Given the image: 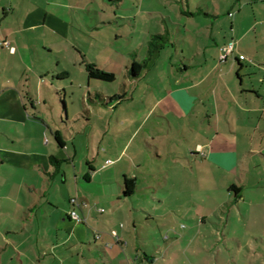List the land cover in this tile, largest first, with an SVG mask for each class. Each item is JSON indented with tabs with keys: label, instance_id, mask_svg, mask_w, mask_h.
Masks as SVG:
<instances>
[{
	"label": "rangeland",
	"instance_id": "1",
	"mask_svg": "<svg viewBox=\"0 0 264 264\" xmlns=\"http://www.w3.org/2000/svg\"><path fill=\"white\" fill-rule=\"evenodd\" d=\"M69 1L73 9L68 14L73 16L74 26L88 36L86 43L95 44L105 51L103 57H97L99 62L105 59L114 67L110 70L114 72L115 79L112 82L91 80L88 88L86 85L81 88L68 87V96L61 89L57 90L58 96L53 89L41 88L42 96L46 95L47 98V102L41 104L43 113L51 126L54 125L65 137L68 156L75 154L73 159L61 161V169L66 171V176H72L75 165L74 170L82 172L84 187L87 185L93 193L110 195L123 181V167L119 169L114 161L117 150L125 146L123 160L128 161L133 157L138 165L135 170L138 191L129 198L111 197V208L100 205L97 212L87 217L86 225L92 228L88 234L92 239L94 233L96 246L92 244V250H84L83 258L75 256L72 264H76V261L86 262L84 258L91 255L99 259L98 253L106 264H120L119 258L123 254L129 259L128 264H139L136 258L144 253L154 258V264H264V180L260 181L264 176L262 158H249L244 162L248 166H240L232 173L222 172L219 166L213 170L202 164L203 159H198L197 167L191 168L188 160H192V157L188 146L192 142L191 135H196V129L192 130L194 121L188 117L174 118L171 110H168L170 105H166L167 101L162 98L167 97L175 79L180 78L183 64L189 62L185 58L192 60L193 69L197 67L198 57L191 55L200 40L188 34L194 21L190 17L183 20L164 17L168 12H179L180 3L173 0H168L169 11L159 0ZM239 1L240 6L244 5L241 16L246 34L237 45L238 52L244 56L258 51L264 56V0H247L248 5H245V0ZM228 10L232 18L227 16ZM237 10L235 7L221 13L224 18L214 25L217 32L219 30L217 44L231 38L232 42L239 41L237 35L230 32V22L234 31L239 32L238 24L234 21ZM196 11L193 7L188 12ZM135 15L137 18H132ZM213 20L210 17L203 25L205 35L209 34ZM183 31L187 36L185 40L178 36ZM205 42L208 45L216 41L203 39L200 43ZM86 43H80V46L88 48V57L92 58L95 51ZM212 46L208 50H212ZM133 62L143 67L138 78H133L129 72ZM189 73L184 80H192L190 75L198 74L196 70ZM74 80H80L78 74H74ZM63 82H60V86ZM87 89L92 95L98 91L99 98L101 95H119L121 98L117 108H107L115 99L107 104V99L102 101L97 98L94 101L97 106L90 102L87 104L86 100L89 105L87 115L79 101L80 94L86 95ZM164 118L170 119L174 126L169 127ZM117 120L121 124L114 129ZM109 123L111 129L106 131ZM182 123L185 125L183 142L179 140L180 137L173 136L177 132L175 128L181 127ZM137 124L139 129L132 136ZM169 129L173 135L164 137ZM47 138L53 142L51 134L48 133ZM176 152L179 163L183 164L176 162L173 154ZM106 159L111 163L105 164ZM132 170L129 166V171ZM179 176L186 178L183 184L175 182ZM187 176L194 177L193 181H188ZM85 177L90 180L89 183ZM165 177L168 183H165ZM198 178L200 182L196 180ZM210 178H214L213 182ZM224 182H229V185H224ZM229 186L239 189L242 197L238 198V193L228 192ZM167 191L170 194H166ZM162 198L165 199L164 204L159 201ZM85 203L89 207V203ZM152 205H157V209L152 210ZM142 206L149 216L140 209ZM171 208L173 210L167 211ZM113 230L123 234L120 252L119 239L116 241L111 234ZM138 236L144 242L135 249ZM113 245L118 248L112 250ZM84 248H88L87 244ZM64 264L71 262L65 261Z\"/></svg>",
	"mask_w": 264,
	"mask_h": 264
},
{
	"label": "crops",
	"instance_id": "2",
	"mask_svg": "<svg viewBox=\"0 0 264 264\" xmlns=\"http://www.w3.org/2000/svg\"><path fill=\"white\" fill-rule=\"evenodd\" d=\"M159 2L169 11L168 0ZM173 2L180 3L179 12H168L164 17L180 20L190 17L194 24L188 34L200 42L203 39L216 41L208 45V42L197 43L198 46H195L191 55L198 57L195 64L197 67L193 69L192 60L185 58L189 62L183 64L180 78L175 79L167 97H162L163 101H167L165 104L170 105L168 110H171L174 118L188 117L194 121L192 130L196 129V135H191L192 142L188 146L192 157V160H188L189 165L191 168L197 167L198 159H203L202 164L213 170L219 166L222 172L232 173L239 170L240 166H248L244 162L249 158L260 156L264 162V56L258 51L252 52V56H243L238 52L237 45L246 34L241 16L244 5L240 6L239 0ZM71 5L69 0H0V264H64L65 261L72 264L75 256L83 258L84 250H92V244L96 246L97 238L94 233L92 239L88 234L92 228L86 225L87 217L97 212L100 205L111 208V197L129 198L138 191V175L135 172L138 165L133 157L129 158L131 162L123 160L125 146L117 150L114 159L119 169L123 167V181L113 189V194L90 192L87 185H83L82 172L74 170L75 165L72 167V176H66V171L61 169V161L71 160L75 154L68 156L65 137L54 125L51 126L43 113L41 104L44 105L47 98L46 95L42 96L41 88L47 87L50 91L53 89V93L58 96V89L68 96V87L81 88L86 85L88 88L91 80H97L88 76L85 68L88 63L114 73L110 70L114 67L105 59L102 63L99 62L105 51L95 44L86 43L88 36L74 26L73 16L68 14L73 9ZM245 5H248L247 0ZM193 7L197 11L188 12ZM235 7L239 9L234 16L239 32L234 31L232 22L230 32H234L239 41L234 42L233 52L227 59L220 61V48L231 42L232 38L217 44L219 30L217 32L214 25L224 18L221 13L225 9ZM227 16L233 17L229 10ZM210 17L214 19L213 26L209 28V34L205 35L203 25ZM132 18H137V15ZM178 36L183 40L187 37L185 31L179 32ZM3 41H8L9 46L2 45ZM83 42L95 51L92 58L88 57L89 49L80 46ZM210 46L212 50H208ZM191 69L198 74H191L192 80H184ZM74 74H78L80 80H74ZM60 82H63L61 86ZM86 92V95L80 92L79 101L82 111L88 115V102L97 106L94 101L100 94L95 91L92 95L88 89ZM99 99H107L106 103L111 101L108 96L101 95ZM142 100L145 102L146 97ZM114 103L108 105V110L117 108L119 102ZM164 119L169 127L173 125L170 119ZM116 122L114 129L121 124L118 120ZM176 122L178 125L177 120ZM184 126L182 123L181 127L175 128L177 132L174 135L169 129L164 137L173 135L180 137L182 142L185 141ZM108 127L106 131L111 129L110 123ZM138 129L139 124L131 135ZM56 130L64 142L63 147H59L54 139ZM48 133L53 142L47 138ZM168 151L169 148L166 152ZM173 154L176 162L183 164L175 156L177 152ZM52 157L58 161L53 162ZM129 166L132 167V172L129 171ZM87 177L85 179L89 183ZM126 178L134 179L130 195L123 193ZM263 178L260 181L263 182ZM167 179L164 178L165 183H168ZM184 179L186 180L179 176L175 178V182L183 184ZM193 179L194 177L187 176L188 181ZM196 180L201 181L199 178ZM226 184L229 185V182H224ZM230 187L228 192L238 193L237 197H242L240 190H230ZM166 194H170L169 191ZM71 198H76L79 202L86 201L89 207L71 205ZM163 200L165 199L159 201L164 204ZM140 209L147 214L145 207ZM151 209L156 210L157 205H152ZM71 210L77 213L80 220L70 216ZM170 210L173 208L167 211ZM118 235L120 238L117 243L120 248L113 245L112 250L118 248L120 252L124 239L123 234ZM138 237L135 239V249L144 242L142 237ZM86 244L88 248H84ZM98 255L99 259L91 255L84 258L86 262L76 261V264H106L105 259L99 253ZM136 259L139 264L155 263L154 258L145 253ZM128 262L129 259L124 254L119 258L120 264Z\"/></svg>",
	"mask_w": 264,
	"mask_h": 264
},
{
	"label": "trees",
	"instance_id": "3",
	"mask_svg": "<svg viewBox=\"0 0 264 264\" xmlns=\"http://www.w3.org/2000/svg\"><path fill=\"white\" fill-rule=\"evenodd\" d=\"M85 68L90 78H94V79L105 81V82H112L115 79L114 73L100 69L94 64L88 63L85 65ZM142 68L143 67L140 63L133 62L130 66L129 72L132 75V77L135 78L140 74ZM110 98H111V101L115 99V103H118L121 97L119 95H114ZM54 139L56 140L59 147L64 146V142L62 141L58 130L54 131ZM52 161L57 162L58 160L52 157ZM124 186H125V190L123 191L124 195H130L132 193V188L134 186V179H127V178L124 179ZM231 189L236 190V191L239 190V189H236V187L234 186H231L230 190Z\"/></svg>",
	"mask_w": 264,
	"mask_h": 264
},
{
	"label": "built area",
	"instance_id": "4",
	"mask_svg": "<svg viewBox=\"0 0 264 264\" xmlns=\"http://www.w3.org/2000/svg\"><path fill=\"white\" fill-rule=\"evenodd\" d=\"M2 45L8 47V46H9V43H8V41H3V42H2ZM10 49H11V51H13V48H10ZM233 49H234V42H232V41L229 42V43H227V44L224 45L223 47H221V48H220L219 60H220V61H224V60H226L227 57L233 52ZM105 163H106V164H109V163H111V161H110V160H107ZM70 204H71V205L82 206V207H86V206H87L86 203H85V201H81V202H79V201H77L76 198H71V199H70ZM70 216H71L72 218H75L76 220H80V218H79V216L77 215V213H76L75 211H73V210L70 211ZM111 234H112V236L116 239V241H118V239H119L118 233H117L115 230H113V231L111 232Z\"/></svg>",
	"mask_w": 264,
	"mask_h": 264
}]
</instances>
